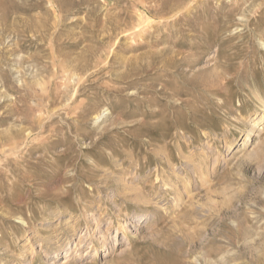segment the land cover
<instances>
[{"label": "rangeland", "instance_id": "374dc122", "mask_svg": "<svg viewBox=\"0 0 264 264\" xmlns=\"http://www.w3.org/2000/svg\"><path fill=\"white\" fill-rule=\"evenodd\" d=\"M261 99L264 0H0V264H264Z\"/></svg>", "mask_w": 264, "mask_h": 264}, {"label": "bare ground", "instance_id": "6f19581e", "mask_svg": "<svg viewBox=\"0 0 264 264\" xmlns=\"http://www.w3.org/2000/svg\"><path fill=\"white\" fill-rule=\"evenodd\" d=\"M260 113H259V115H258V117L256 118V120H257V122H260L262 119H263V122H264V99H261L260 100ZM98 119H100V116L96 119V120H98ZM255 124V123H254ZM253 126V125H252ZM251 131V130H250ZM250 133H252V131L251 132H249V133H246V135H245V140H249V138H250ZM123 215V214H122ZM124 233V235H123V237H126L130 232H131V230L129 229V228H126V229H124V231H123ZM84 243V241L81 239V238H78L76 241H75V244H74V246L73 247H71L69 250H72V248H73V250H74V253L73 254H67L66 253V255L64 256V258H63V264H66V263H68V262H71V261H73L76 257H77V253H78V251H79V249H80V247H82V244ZM66 247V246H65ZM88 248H89V246H88ZM64 250V249H63ZM67 250V249H66ZM68 252V251H67ZM50 264V263H49ZM53 264V263H52Z\"/></svg>", "mask_w": 264, "mask_h": 264}]
</instances>
